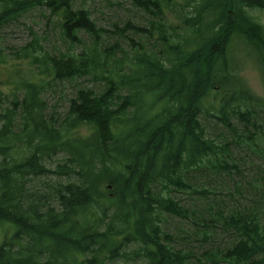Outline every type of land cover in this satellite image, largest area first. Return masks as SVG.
<instances>
[{"label": "trees", "instance_id": "obj_1", "mask_svg": "<svg viewBox=\"0 0 264 264\" xmlns=\"http://www.w3.org/2000/svg\"><path fill=\"white\" fill-rule=\"evenodd\" d=\"M76 1L0 0V28L45 5L72 44L83 43L81 33L96 42L105 30ZM132 5L151 17L127 27L160 47L140 43L112 69L104 60L115 59L113 50L104 58L96 50L55 55L35 38L15 56L28 64L22 72L20 64L8 66L0 46V69H9L0 81V264H264V213L225 212L193 180L236 168L206 131V99L220 100L225 120L233 111L247 125L262 103L238 74L231 45L240 39L264 66V26L248 11L264 9V0H188L180 30L166 15L174 0ZM87 74L101 75L105 86L78 88L58 118L47 86ZM233 100L252 108L233 109ZM34 180L46 190L32 191ZM175 191L198 194L200 202L183 204ZM167 216L184 223L177 232ZM221 230L231 242L206 246Z\"/></svg>", "mask_w": 264, "mask_h": 264}, {"label": "rangeland", "instance_id": "obj_2", "mask_svg": "<svg viewBox=\"0 0 264 264\" xmlns=\"http://www.w3.org/2000/svg\"><path fill=\"white\" fill-rule=\"evenodd\" d=\"M188 0H174L176 7L167 10L166 15L170 22L179 28L183 27L182 16L189 14L184 6ZM75 8H85L90 12L91 18L97 25L105 30L103 37L96 42L85 33H81L83 43L72 44L69 39L64 38L61 32V24L51 9L47 6L35 7L14 21L0 28V46L5 49L10 64H20L25 72L27 62L17 59V51L31 44L37 38L48 52L59 55L64 52H82L96 50L101 58L107 49L113 50L115 59H105L104 64L113 68L119 61H128L141 44L151 47H160L158 42L141 38L133 29L127 27L128 22L145 25L151 15L132 5V0H77ZM248 11L256 20L264 26V9L248 8ZM180 30V29H179ZM133 39V40H131ZM117 48H120V50ZM234 60L239 65L238 74L247 84L251 92L259 96L261 105L255 107L256 112L253 124L247 125L245 121L231 111L228 120L220 113V100L214 96L206 99L204 105L203 122L208 135L222 146L221 159L227 161L236 168L209 169L205 173H195L193 180L200 188L209 191L206 199L212 204L220 206L223 211L229 212L234 209L248 210L249 208L260 210L264 213V66L257 58L253 50L246 49L245 44L236 38L231 45ZM6 67L0 69V81H5L8 74ZM105 74L109 70L105 68ZM50 78V77H48ZM51 80V78H50ZM106 81L101 75L87 74L75 80L56 81L45 90V98L58 118H64L69 100L75 95L80 87H87L99 92L105 86ZM6 91L12 88L2 86ZM233 109L252 108V104L240 103L237 100L230 102ZM60 158L56 157L52 163L55 164ZM42 180H34L31 190L40 189L45 191ZM173 196L190 205L200 195L178 191ZM202 205V203H201ZM166 224L171 232H177L179 226L184 223L174 216L166 217ZM186 228H193L194 224L186 223ZM7 232H11V226L5 225ZM3 230V229H2ZM212 244L206 246L222 248L232 240V235L221 230V233L212 238ZM193 246L198 252L199 240L193 239ZM108 264H144L143 262L116 260Z\"/></svg>", "mask_w": 264, "mask_h": 264}]
</instances>
